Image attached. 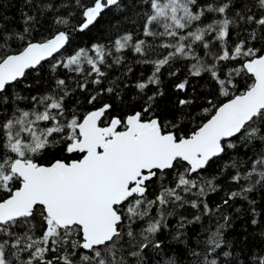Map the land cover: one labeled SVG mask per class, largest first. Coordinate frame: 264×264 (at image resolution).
<instances>
[{"label": "snow or ice", "instance_id": "6c2138e0", "mask_svg": "<svg viewBox=\"0 0 264 264\" xmlns=\"http://www.w3.org/2000/svg\"><path fill=\"white\" fill-rule=\"evenodd\" d=\"M138 2L144 38L124 32L108 44L79 47L50 66L54 74L62 68L82 77L75 83L83 92L89 83L101 85L105 69L120 65L125 50L139 54L138 63L153 70L135 84L143 103L128 115H110L113 104L100 100L104 93L119 98L115 81L90 94L87 104L93 107L83 113L79 101L67 104L76 89L64 78L43 94L16 91L29 70L38 72L62 55L74 32L89 30L110 8L120 10L121 0H72L79 22L72 23L75 12L57 14L54 23L62 27L43 39L32 36L36 16L25 14L23 31L0 27V264H148L145 253L160 254L159 235L186 207L200 214L191 220L180 215L172 239L184 240L189 225L220 213L224 223L208 230L206 252L193 250L192 256L197 264H243L225 239L230 217L221 210L264 187V0ZM36 6L40 15L57 10L55 0ZM209 14L213 18L205 23ZM178 61L189 62L188 77L207 75L212 85L190 132H181L180 125L186 117L196 119L185 109L200 96L178 97V115L166 121L156 113L163 91L146 95L150 86L159 88L162 69ZM188 77L175 90L186 93ZM49 155L51 162H40ZM226 156L220 174L232 170L230 183L238 190L212 208L208 196L222 189L208 171ZM153 181L159 190L149 198ZM252 213L259 215L254 207ZM224 248L229 250L221 259L218 250ZM163 264L178 262L169 256ZM248 264H264V254Z\"/></svg>", "mask_w": 264, "mask_h": 264}, {"label": "trees", "instance_id": "16d2710c", "mask_svg": "<svg viewBox=\"0 0 264 264\" xmlns=\"http://www.w3.org/2000/svg\"><path fill=\"white\" fill-rule=\"evenodd\" d=\"M90 0H82V3H89ZM40 3V0H32L29 3L28 0H0V27L9 32L23 31L25 27L24 19L25 14L36 16L37 23L32 26L35 30L32 32V36L36 39H43L52 35L57 28L62 26L54 23L55 16L68 15L70 12H75L77 15L73 17L72 23L79 22V10L72 3V0H55L57 5L56 11L47 12L44 15L39 14V9L36 5ZM67 4L68 7H62ZM142 9L139 6L138 0H121V9L117 10L115 7L106 10L99 18L98 22L85 32H74L72 34L70 45L66 46L65 50H62V55H56L54 58H50L49 61L44 62L42 68L37 71L29 70L27 80L23 81L16 91H19L21 95L31 96L37 94H43L54 87V81L56 78H64L68 80L69 88L76 89L75 81H81L82 77L75 75L74 73H68L64 69H57L54 74L51 72V64L56 60L62 59L63 56L71 54V52L79 47H90L93 43L108 44L115 37L124 32H132L137 38H144L142 36V20L139 18L138 13ZM213 16L209 14L204 20L205 23L211 21ZM236 31L233 30L232 40L236 39ZM149 42H151L150 38ZM15 46V45H14ZM259 46V44H257ZM203 55V50H198ZM166 54V53H165ZM123 61L120 65H115L111 68L105 69L107 72L106 78L101 85H93L89 83L86 91H80L76 89L67 98V104L73 106L76 101H79L83 105L79 109L81 113L91 110L92 105L87 104V98L90 94H95L102 88L112 86V82L115 81L118 85L119 98L111 94L104 93L100 100L106 103L113 104V111L110 115H128L133 110H140L143 101L140 99L138 90L135 88V84L140 80H146L152 73V65L138 63L142 59L139 54H135L131 50H125L122 53ZM109 63H112L109 60ZM188 61L175 62L171 68L165 67L161 71V84L159 88L156 86H150L146 92V95H151L153 92L163 91V96H158L156 101V113L162 117V119L172 120L173 116H177L176 100L178 97L188 96L195 98L200 96V100H196L195 103L189 106L185 111L190 112L191 116L196 119L185 118L180 125L181 132H190L195 123L199 122L201 116L198 104H202L203 95L210 91L212 85L209 83V77L204 75L202 77H188ZM131 68V71H129ZM180 69L179 73L175 77H169V71H175ZM188 77L190 84L186 93L178 92L175 90V84ZM24 84H31L30 90L24 89ZM195 90V91H193ZM220 99H223L222 97ZM21 106H27L26 102H22ZM96 106H99L97 104ZM171 130V129H170ZM250 155V153H249ZM75 158V157H71ZM53 159L52 155H49L40 160L41 163H49ZM228 157H224L221 160L216 161L208 171L210 175L218 176V183L222 189L217 193H211L207 200L209 206L215 208L216 204H220L221 201L226 198V193L229 190H238V186L230 183V176L232 170L228 169L220 174L222 168L228 162ZM172 180V175L169 174L166 183ZM159 183L153 181L149 192V198H154L158 193ZM251 202V203H250ZM255 208L256 213L259 215L253 216L252 208ZM223 215L230 217V223L227 227L224 235L225 239L232 245L231 251L238 260L243 264H248L253 255L264 254V187L257 185L254 190L247 193V199H237L236 201H230L229 206L222 208ZM199 215L195 209L186 207L178 210V215L170 217V229H165L162 234L159 235V239L163 242L164 248L159 255H156L149 249L145 255L148 259V264H163L164 259L169 256H173L177 259L178 264H197V260L192 256V251L196 250L202 254L206 252V241L209 235V229L215 230L217 223L223 224L224 221L220 213H217L211 217L204 216L200 223L192 224L187 227L186 237L182 241H175L172 236L175 234L176 222L180 215L186 216L189 220L193 215ZM252 219L257 220V224H252ZM229 249L224 248L218 250L222 252ZM129 264H135L134 260L130 259Z\"/></svg>", "mask_w": 264, "mask_h": 264}]
</instances>
